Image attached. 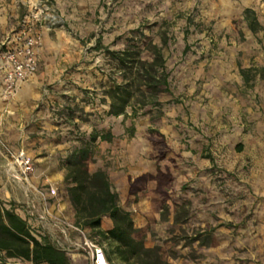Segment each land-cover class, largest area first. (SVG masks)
I'll list each match as a JSON object with an SVG mask.
<instances>
[{"label":"rangeland","instance_id":"rangeland-1","mask_svg":"<svg viewBox=\"0 0 264 264\" xmlns=\"http://www.w3.org/2000/svg\"><path fill=\"white\" fill-rule=\"evenodd\" d=\"M15 2L14 31L32 11L25 0ZM37 2L44 17L57 20L37 27L62 34V56L92 68L109 86V98L115 91L126 96V108L149 120L156 167L124 203L134 215L135 236L158 248L166 264H238L254 247L264 250V34L248 30L235 7L242 1ZM154 48L167 82L158 91L145 81ZM240 68H252L249 83ZM2 147L15 174L11 154L17 150ZM63 191L67 197L65 184ZM81 229L107 248L89 228ZM53 243L73 264H88L82 247ZM107 259L125 264L115 255Z\"/></svg>","mask_w":264,"mask_h":264},{"label":"crops","instance_id":"crops-1","mask_svg":"<svg viewBox=\"0 0 264 264\" xmlns=\"http://www.w3.org/2000/svg\"><path fill=\"white\" fill-rule=\"evenodd\" d=\"M37 1L25 0L28 11ZM241 1L235 7L239 6L242 21L245 23L243 12L249 8L264 26V0ZM16 6L15 0L0 4V54L3 38L14 31L11 15ZM258 33L264 34H253ZM41 34L37 73L21 82L12 95L6 92L0 60V205L13 208L34 232L47 235L51 242L76 249L82 247L81 234L61 223L74 222V210L63 191L66 157L90 143V171L107 173L123 209L130 197V181L152 172L156 158L146 137L148 118L127 108L123 114H110L112 100L104 93L109 86L100 82L102 76L83 64H70L69 55L62 56L66 47L58 30H41ZM161 100L169 98L162 96ZM3 144L31 157L34 169L26 180L19 172L13 173ZM49 187L57 190L56 195L49 194ZM101 226L105 230L112 227L107 217L102 218ZM254 248L256 252L250 251L247 260L237 263L264 264V250Z\"/></svg>","mask_w":264,"mask_h":264},{"label":"trees","instance_id":"trees-1","mask_svg":"<svg viewBox=\"0 0 264 264\" xmlns=\"http://www.w3.org/2000/svg\"><path fill=\"white\" fill-rule=\"evenodd\" d=\"M243 20L253 33L264 32V26L260 25L252 9L244 10ZM154 49V60L149 64L150 70H145V81L148 88L157 90L167 82L164 77L163 57L157 48ZM251 72L252 68H240L244 83L252 80ZM158 73L161 80L155 76ZM110 98L112 101L109 113L123 114L128 98L118 95L116 91ZM92 162L93 151L90 143L82 145L65 159L64 184L68 200L74 210V225L89 228L101 241H106L107 248H104V251L108 257L115 255L125 264H166L162 261L158 248L146 247L142 239L135 236L137 230L131 214L118 204V196L107 173L101 169L90 171L89 165ZM146 176L143 174L130 181L128 196H135L141 192L140 184ZM104 217H107L112 225L108 230L101 226ZM0 253L3 254L1 258L22 259L33 264H73L64 249L51 242L47 235L34 232L13 208H5L2 205H0Z\"/></svg>","mask_w":264,"mask_h":264},{"label":"built area","instance_id":"built-area-1","mask_svg":"<svg viewBox=\"0 0 264 264\" xmlns=\"http://www.w3.org/2000/svg\"><path fill=\"white\" fill-rule=\"evenodd\" d=\"M31 10L29 14L20 20L18 29L7 34L1 42L3 48L0 54L1 69L8 95L16 93L21 82L32 78L37 73L36 51L42 40L41 30L39 29L42 27L38 28L37 24L47 22L46 24L50 27L57 23L55 17L52 16L47 19L43 16V9L39 2L34 3ZM11 155L19 174L26 180L34 169L31 157L24 150H19ZM48 192L50 195H56V189L53 187H49ZM61 223L82 235L81 246L86 252L88 264H110L103 249L87 238L80 227L65 221H61ZM0 263L33 264L30 261L15 258H0Z\"/></svg>","mask_w":264,"mask_h":264}]
</instances>
